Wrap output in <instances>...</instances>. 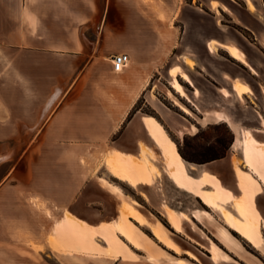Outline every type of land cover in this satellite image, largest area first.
<instances>
[{
  "label": "rangeland",
  "instance_id": "374dc122",
  "mask_svg": "<svg viewBox=\"0 0 264 264\" xmlns=\"http://www.w3.org/2000/svg\"><path fill=\"white\" fill-rule=\"evenodd\" d=\"M39 1L40 0H28V3L38 9ZM162 1L170 9L171 17L169 21L159 20L158 33L156 18L153 16V14L156 13L153 0H99L98 10H100V12L98 14L96 13L94 16L96 18L94 27L97 28L98 22H100V25L101 23L103 24V30L105 29L104 33L108 42L106 49L110 52L106 53V57L99 59L96 70L99 72L109 70V65L111 68V56L115 53H119L117 50L120 48V43L126 46V41H128L124 36V28L128 27V29H132L135 22H140L139 17L141 16L147 22L146 25L152 30L153 37L158 42L161 43L160 37H165L168 41H172L173 46L169 50H166L163 45H159L158 54L162 57V60L157 62L156 72H154L152 77V83L150 86H147L144 94L137 99L128 118L136 111L144 115L154 116L166 129L170 136V140L172 138L176 143L175 145L171 140L173 148L176 152H179L180 158L176 159L173 157L174 160H171L168 148L160 142L157 146L159 151H156L157 154L155 158H152V163L159 168L161 166L168 167L166 170L167 174L174 166H180L184 171L188 172L190 176L198 179H200L205 169L209 170L211 176L215 178V180L219 181L222 179V185L226 190V194H223L220 199L216 200L223 207L229 209L235 216L241 217L232 197H241L242 200L246 202L249 200L250 202L253 195L239 188V184L235 179L232 160L235 159L236 163H240V170H248L241 164V153H243L242 147L245 140L243 143L239 144L235 139L239 138V128L254 131L253 128H258L259 123H264V101L261 98V92H258L259 90L256 92L253 91L250 99L257 102V108L261 114L260 119L255 111H253L254 109L252 106L254 102L250 99V102L241 99L239 91L234 90L235 94L240 99L235 96H228L229 94H223L225 98L221 99L215 91V80H213V78H210V80H200V78H198V74L194 70V67L195 63H197L196 60L199 58V53L195 49L191 39H197V41L204 46L210 38H219L227 42L223 43L224 48L216 47L213 53L209 52L207 49L206 55L208 58H206V61L208 69L214 76L217 75L216 71L220 69V64L217 60L225 59L228 60L232 67L238 71L241 76L243 75L248 82L256 87H259V84L262 86L264 84V0H251L254 5L253 10L248 9L245 0H218L221 5L226 6L223 10L220 5L219 11L215 10L214 7V10L211 9L209 0ZM21 5L22 0H0V38L6 36L9 21L13 17L18 16L17 13L20 11ZM136 5H139L143 10L140 16L135 13ZM33 16L40 17L48 24H54L53 22L55 19L57 22H63V24L72 22L78 24L77 22L82 20L86 21L87 15L36 13L34 15L25 14L22 17L31 19ZM57 18H60L61 21ZM77 18L80 19L78 20ZM195 19L208 29L213 30L212 33L210 30H199L195 33ZM84 33L90 38L94 37L93 28L84 30ZM231 44L236 45L242 50L245 58L254 68L255 73L245 64L234 59L230 51L233 50ZM8 48L7 46H0V109L2 102L6 103L9 99H11V101H16L13 97L14 95H8V86L13 85L14 80H16L12 77V65L7 61V55L9 53ZM203 54H205V52L201 53V55ZM185 57L194 61L192 67L184 62ZM209 59L216 60L217 65L209 62ZM131 62L128 63L129 65H127L125 69L131 66ZM72 64L73 63L69 60H64L63 62L64 67L71 66ZM173 64L180 65L192 80V84H190L178 77V81L183 85L189 100L183 97L176 89L170 87L167 82V69ZM110 76L112 77V75ZM110 85L106 84L105 86L96 87V90L98 94L104 98L107 106L117 109L124 103L122 99L129 95L128 88L126 89L125 85L114 81H111ZM193 86L201 88L199 96L197 93L193 94ZM193 95L197 96L195 100L192 99L194 97ZM190 99L196 104V107L190 102ZM26 100L37 102V99L34 98L33 95H26ZM173 101L188 108L190 115L183 111ZM213 109H222L228 112L231 115L229 117L234 122L235 129L232 130V126L226 120L217 119V117H213L212 115L209 116V111L205 112L204 119H199L200 111ZM0 113H2L1 115H5L2 109ZM179 129H182V135L178 134L177 131ZM257 135L262 138L261 134ZM246 138L250 139L253 137L248 134ZM112 144L113 143L109 141L106 145L102 143H63L64 150L63 153H60L61 149L55 147L56 143H29L17 141L16 139L0 141V155L4 157L0 160V176L8 169H12L14 173L8 189L5 190L0 197V231L7 228L5 226L7 223L2 221L6 215L24 213L23 200L21 197L26 198L27 213L31 212L39 226V231L37 232L24 226L22 222H16L15 226L11 227L9 232L12 245L11 248L6 247L0 249V264H171L167 260H163L160 263L147 262L145 260L144 251L128 243L121 234L116 235L124 239L131 250L142 260L104 254L92 255V253L66 250L65 247L61 250L52 248V252L47 256H42L37 253L38 250L40 251V249H42L41 245L44 241L48 243V234L54 237V219H48L45 215L40 213L36 207L30 204L32 197L29 195L39 194L30 192L25 194L23 192H21V194H14V185L17 188H22V186H24L23 178L29 176V168L31 165L34 168V175L39 177L40 173L54 171L53 169L55 166H65V164H71L75 167L82 168L84 171L82 177L86 179L91 176L94 177V179H97V177H105L113 182V184H116L128 198L135 199L139 203L138 209L149 221H154L156 219L161 221L168 229L170 237L180 246V249L186 253H177L171 248H168L157 239L149 229L142 226L135 219L130 218L136 226L142 229L154 240V242L164 249L168 256L172 258L184 257L189 260L191 264H255L257 259L264 264V254L256 249L242 234L227 225L224 220L220 218L219 214H217V212L214 213L213 210L204 204L190 188L178 185L169 174H164L162 171L160 174L148 173L145 167L149 164L146 163L147 165L145 166L141 162V156H147L149 158V156L152 155L147 147L142 146L139 158L125 155L128 161L135 162L137 165V173L134 180L129 179L123 171L106 166L101 160L102 157L95 160V163L92 164L86 161L90 159V157L93 159L90 152L93 146L103 148L106 154H111L113 152L109 151L110 147L108 145ZM66 145L70 146L71 151L67 150L68 147ZM30 146L32 147V151L28 154L27 158H24V153L30 149ZM58 155L62 156L63 163L56 162L60 160L57 157ZM212 157L217 158L203 163H198L194 160L196 158ZM189 166H193L196 170L189 169ZM40 168L44 171L39 173ZM138 175L140 177L138 181L139 185L135 187L133 181L137 180ZM118 201V203H120V199ZM254 202L257 211L264 216V189L254 197ZM164 204L190 215L192 222H188L184 219H182L181 222L182 229L187 235L182 234L174 227L170 226L162 215ZM197 209H205L212 213L214 215L213 223L204 219L198 222L192 217V212ZM121 210L123 212L122 207ZM56 213L63 230L69 235L70 233L68 232L65 221L77 224L78 228L75 237L81 239L90 237L89 232L91 229L86 228V224L78 221L65 211H56ZM260 214L258 218L261 219L262 217ZM253 217L257 219L256 215H253ZM111 219L113 218L107 217L105 221L115 224L121 220V218L119 220ZM107 222L103 225L102 229L106 226ZM219 223L225 225L232 235L239 239L247 251L254 257L247 255L245 258L241 259L219 243L214 236V227ZM262 223H264V221L261 222V224ZM193 224L195 227H193ZM191 227L196 231H193ZM102 229L99 235L103 234ZM256 229L258 235L264 237V228L260 225V222H258ZM60 239L65 240L59 236L56 238L59 242ZM209 239L216 243L232 259L229 261H213L210 258V253L206 249L210 241ZM27 242H32L37 247L30 250L31 253L18 250V245L26 244ZM33 244L29 245L33 248ZM188 252H192L195 257L187 254ZM117 258H121L123 261L116 260ZM251 258L253 259L251 260Z\"/></svg>",
  "mask_w": 264,
  "mask_h": 264
},
{
  "label": "crops",
  "instance_id": "0c3cea01",
  "mask_svg": "<svg viewBox=\"0 0 264 264\" xmlns=\"http://www.w3.org/2000/svg\"><path fill=\"white\" fill-rule=\"evenodd\" d=\"M154 1L161 4L171 14L170 9L162 0ZM214 1L209 0L211 9H213L212 3ZM219 5L221 4L219 3ZM98 7L99 0H40L38 9H36L28 3V0H22L20 11L17 13L18 16L13 17L9 21L6 36L0 38V46L9 47L7 61L12 65V77L20 80H14L13 85L8 86V95H14L13 97L16 101H11L8 96V102L1 103V109L5 112V115H1L2 113H0V141L16 139L17 141L29 143H56L55 147L61 149L60 153H63L64 150L63 143H102L106 145L109 141L113 143L112 145H108L110 147L109 151L113 153L106 154L104 149L101 148L104 155L120 153L123 156L130 155L136 158L140 157L142 146H145L152 154L148 160L156 168L158 173L156 171L154 173L153 169L148 166L145 167V170L150 174H160L161 171L167 174L166 170L168 167L161 166L159 168L152 163V158L156 157V151H159L157 146L160 143L154 135L152 125L146 123L147 117L153 116L144 115L139 111L133 113L129 118L128 116L137 99L144 94L147 86H150L152 83L157 62L162 60V57L158 54L159 45H163L166 50H169L173 46V43L165 37H160L161 43L158 42L153 37L152 30L146 25L147 22L141 16L139 17L140 22H135L132 29H128V27L124 28V36L128 41H126V46L120 43V48L117 50L129 54V62L132 61L131 66L128 69L124 68L121 71H114L112 66L110 68L109 65V70L99 72L96 70L97 62L100 58L106 57V53L110 51L106 49L108 42L104 33L105 29L103 30V24L101 23L100 25V22H98L97 28L94 27V21L96 19L94 16L100 12ZM224 7L226 6L221 5L222 9ZM141 12L143 10L139 5H136L135 13L140 16ZM36 13L55 15L85 14L87 16L86 21L82 20L77 22L78 24L73 22L63 24V22H57L56 19L53 22L54 24H48L40 17L33 16L31 19L22 17L25 14L34 15ZM153 16L156 18L159 33L160 18L156 14H153ZM57 19L60 20V18ZM77 19L79 20L80 18ZM88 28H93V38L85 35L84 30ZM199 30L208 31L210 29L195 19L194 32L196 33ZM212 31L210 30L211 33ZM210 39L215 41L218 47L222 48H224L223 43H227L219 38ZM210 39L207 40L205 46L197 41V39H191V42L199 53V58L196 60L197 63H195L194 67L198 78L200 80H210V78H213L215 80V91L221 99L225 98L221 89L227 91L228 96L235 97L237 95L234 90L239 91L241 99H244L246 102H250L249 99L253 91L256 92L259 90L258 92H261V98L264 101V92L262 89L264 84L262 86L259 84V87H256L248 82L243 75L241 76L232 67L228 60H217L220 64V69L216 71V76L210 72L206 61V58H208L206 55L207 49L213 53L208 47V41L210 42ZM231 46L235 53H231L234 59L245 64L255 73L254 68L247 61L242 50L234 44H231ZM204 52V56L201 55ZM237 55L243 58V60H240ZM64 60H69L73 64L64 67ZM184 62L186 63L185 58ZM209 62L217 65L216 60L209 59ZM128 63L127 65H129ZM187 65L192 67L194 61L192 65ZM167 74V82L172 88H174L173 82L175 80L178 81V77L192 84L190 76L180 65L173 64L169 66ZM142 76H146L147 79L141 87L139 81ZM111 81L123 84L126 89L128 88L129 95L122 99L124 103L117 109L107 106L104 98L96 90V87L105 86L106 84L110 85ZM238 86H240V89L237 88ZM192 92L193 94L197 93L199 96L201 88L193 86ZM26 95H33L37 99V102L27 101ZM181 95L188 99L186 92ZM193 96L191 98L195 100L197 96ZM237 98L240 99L239 97ZM192 99H190V102L196 107ZM250 100L254 102L252 106L253 111L261 119L257 102L253 99ZM206 111H220L231 116L222 109L204 110L200 111V120L205 118ZM158 123L160 124V122ZM230 125L232 126V130L235 129L234 122ZM253 129L254 131L239 128V138L235 140L239 144L245 140L242 147L241 164L255 177L261 188L260 190L254 189L248 192L253 195L250 202L248 200V203L253 215L257 216V221L264 228V223L261 224L264 221V216L257 211L254 202V197L264 189V179L244 159V151L250 139L255 140L259 144L264 143V123H259V127ZM248 134L253 138H246ZM257 134H261L262 138ZM66 146L68 147L67 150L71 151L70 146ZM31 151L32 147L30 146V149L24 153V158H27ZM61 155L57 156L60 160L56 162L63 163ZM2 158L4 157L0 155V160ZM262 158H264V154ZM239 164L235 162V159L233 160L235 179L237 178L235 169L238 172L242 171L240 170ZM102 165L104 166L103 163ZM261 166L263 168L264 163ZM29 170V176L23 178L24 186L17 188L14 185V194H21V192L24 194L28 192L39 194L29 196L32 199L41 198L45 200L51 205L55 213L56 211H65L78 221L83 222L86 224V228L91 229L89 236L94 238L98 244L103 245V242L99 239V234L103 225L107 222L105 219L110 217L113 218L111 220H119L122 213L120 203H118V195L104 184V182L107 183L109 180L105 177H97V179H94L92 176L86 179L82 177L83 169L71 164L55 166L54 171H46L44 173H40L44 171L40 168L39 177L34 175L32 165ZM13 174L12 169H8L0 176V197L8 189ZM139 179L140 177L138 175L137 180L133 181L135 187L139 185ZM21 198L23 200L24 213H13L6 215L2 219L3 222L7 223L5 225L7 228L0 231V249L6 247L11 248L9 232L11 227L15 226L16 222H22L29 229L39 231L38 222L31 212L27 213L26 198ZM30 204L32 203L30 202ZM259 214L262 217L261 219L258 218ZM65 224L70 236L75 238L78 228L77 224L69 221H65ZM53 235L58 238L57 233H53ZM60 243L66 250L78 251L65 240L60 239ZM41 246L42 249L40 251L38 250L37 253L42 256L50 255V252H52L50 244L44 241ZM34 247L37 246L33 245L32 248L27 242L26 244L18 245V250L31 253L30 250H33ZM92 255L102 254L92 253ZM116 260L123 261L121 258H117Z\"/></svg>",
  "mask_w": 264,
  "mask_h": 264
},
{
  "label": "bare ground",
  "instance_id": "6f19581e",
  "mask_svg": "<svg viewBox=\"0 0 264 264\" xmlns=\"http://www.w3.org/2000/svg\"><path fill=\"white\" fill-rule=\"evenodd\" d=\"M245 1L247 2L249 9L253 10L254 5L252 1ZM153 2L156 7L155 14L160 18V20L169 21L170 14L167 12V10L161 4L155 2L154 0ZM212 6L215 10H219L220 5L218 1L215 0L212 3ZM208 47L212 52H214L218 45L215 41L210 40ZM230 51L232 54H235L234 50ZM237 57L240 60H243V58H241L240 56L237 55ZM185 61L189 65L193 64V60L188 57H185ZM146 79V76L140 77L139 85L141 87L145 84ZM173 86L179 93H185V89L180 82L175 80L173 82ZM237 88L240 89V86H238ZM262 89L264 92V85L262 86ZM221 92L223 94H228V92L224 89H221ZM174 102L183 111L190 115V111L188 110V108L176 101ZM208 113H210L209 115L217 117V119L226 120L229 124L233 122L232 119L224 112L213 111ZM146 123L152 125L156 138H158V140L168 148L171 155V160H174L173 157L179 159L180 156L178 152L174 150L173 143L167 136L163 125H160L157 120L151 116L147 117ZM177 132L181 135L182 129H179ZM90 152L93 159L90 157L91 160L88 159L89 161L86 160L87 162H90L92 164L95 163V160H98L100 157H102L101 160L106 166L123 171L124 174L131 180H134L136 178V163L128 161L126 157L122 154L114 153L113 155H104L102 149L98 147H92ZM263 154L264 143L259 144L256 143L255 140L253 141L252 139H250L248 142V146L244 151V159L246 163L261 176L262 179H264V166L263 168L261 166L262 163H264V158H262ZM141 162L145 166L147 165L146 163H148V167L150 166L149 168L153 169V172L156 171V173H158L156 168H154V166L149 162L147 156H141ZM189 169L196 170L193 166H189ZM235 171L237 173L236 181L239 183L241 189L247 192L254 189H261L257 180L251 173H249L248 171L238 172L236 169ZM168 174L178 185L190 188L194 192V194L201 199L204 204H206L213 210L214 213L217 212L220 218H222L227 225L231 226L240 234H242L256 249H258L264 254V237L258 235V231L256 229V227L258 226V222L257 219L254 218L252 215L253 212L250 208L249 203L245 200H242L241 197H232V200L233 202H235V206L238 209L239 215H241V217H238L235 216L229 209L223 207L216 200L220 199L223 194H226L225 187L222 185V179H220L219 181L215 180V178L211 176L209 170L207 169L203 171L200 179L194 178L190 176L188 172L184 171V169L177 165L174 166ZM104 184L116 195H118L120 199V206L122 207L123 212L120 221L115 224L107 222L106 226L102 229L103 234L99 235V239L103 242V245L98 244L96 240L91 237H85V239H81L78 237L72 238L67 232L63 230L57 214L53 211L51 205L48 202L41 198H33L30 202L34 207L37 208L40 213L45 215L48 219H54V222L52 221L53 233H57L60 238L65 239L71 244L73 248L77 249L79 252L100 253L108 256L123 258L128 257L132 259L142 260L128 246V243H130L131 245L138 247L140 250L144 251L145 260L147 262L160 263L163 260H167L171 264H191V262L184 257L172 258L168 256L165 250L162 249L156 242H154V240L150 238L142 229L136 226L130 220V218L135 219L142 226H145L147 229H149L150 232L162 243H164L168 248H171L177 253H186L183 252L180 249V246L170 237L168 229L164 226L161 221H159L158 219L154 221H149L147 217L138 209L139 203L135 199L128 198L126 195L123 194L122 190L118 186H116L110 181L107 183L104 182ZM162 215L165 217L171 227H174L182 234L187 235L182 229L181 222L182 219L188 222H192L190 215L185 214L182 211L177 210L176 208L171 207L167 204L163 205ZM191 216L194 217L198 222L201 219H204L211 223H213L214 221V215L205 209H197L192 212ZM193 227H195L194 224ZM193 227H191V229L193 231H196ZM214 229L215 238L219 241V243H221L233 254L237 255L241 259L245 258L247 255H249L250 257H254L243 246V243H241L239 239L232 235V233L225 225L219 223L214 227ZM116 234H121L127 240L128 243H126L124 239H122ZM95 238L97 239V237ZM48 243L51 245L52 248L58 250L64 249V246L50 234H48ZM29 244L33 243L31 242ZM206 249L210 253V258L213 261H229L230 259H232L225 251H223L216 243L211 240L209 241V244ZM187 254L192 257H195L192 252H188ZM252 259L253 258H251V260ZM255 264L262 263L260 260L257 259L255 261Z\"/></svg>",
  "mask_w": 264,
  "mask_h": 264
},
{
  "label": "built area",
  "instance_id": "2783aa9c",
  "mask_svg": "<svg viewBox=\"0 0 264 264\" xmlns=\"http://www.w3.org/2000/svg\"><path fill=\"white\" fill-rule=\"evenodd\" d=\"M130 61V56L128 53L119 52L111 56V66L114 71L123 70L127 63Z\"/></svg>",
  "mask_w": 264,
  "mask_h": 264
},
{
  "label": "trees",
  "instance_id": "16d2710c",
  "mask_svg": "<svg viewBox=\"0 0 264 264\" xmlns=\"http://www.w3.org/2000/svg\"><path fill=\"white\" fill-rule=\"evenodd\" d=\"M154 117V116H153ZM155 118V117H154ZM157 120V119H156ZM165 129V128H164ZM165 131H166V129H165ZM166 134L168 135V133H167V131H166ZM168 137H170L169 135H168ZM171 140H172V138H171ZM173 141V140H172ZM174 142V141H173ZM175 143V142H174ZM175 145H176V143H175ZM177 151H178V149H177ZM179 153V152H178ZM217 157H212V158H196V159H194L196 162H198V163H203V162H206V161H210V160H213V159H216ZM111 182V181H110ZM113 183V182H112ZM116 185V184H115Z\"/></svg>",
  "mask_w": 264,
  "mask_h": 264
}]
</instances>
